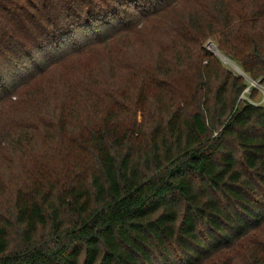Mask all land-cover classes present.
Returning a JSON list of instances; mask_svg holds the SVG:
<instances>
[{
    "label": "trees",
    "instance_id": "16d2710c",
    "mask_svg": "<svg viewBox=\"0 0 264 264\" xmlns=\"http://www.w3.org/2000/svg\"><path fill=\"white\" fill-rule=\"evenodd\" d=\"M184 1L0 0V105L31 101L25 116L0 108L2 144L15 149L0 168L37 136L59 145L29 149L37 162L70 153L80 168L38 171L2 204L0 264H264V105L240 98L254 87L204 47L212 37L263 83L264 0L205 3L118 79H98L111 65L86 67L98 48L132 38L131 52L152 27L167 32L162 19ZM76 68L90 79L77 90Z\"/></svg>",
    "mask_w": 264,
    "mask_h": 264
},
{
    "label": "rangeland",
    "instance_id": "374dc122",
    "mask_svg": "<svg viewBox=\"0 0 264 264\" xmlns=\"http://www.w3.org/2000/svg\"><path fill=\"white\" fill-rule=\"evenodd\" d=\"M211 4L212 0H185L182 4V6L175 8L174 11L169 12L166 18L162 19L167 25L168 31H161L159 26L152 27V30L154 32L149 35L150 43H141V42H135L131 47L132 51L129 52V48H124L125 46H128L131 44L132 38L127 44H116L117 46L114 47H101L98 51L95 50L94 54L90 57L88 60L86 67H88L89 62L90 65L93 66L95 71L97 72L103 67L112 66V70L109 72L103 73L98 79H101L102 82H109L115 79L120 78L118 68L121 67V65L125 63H131V62H144L145 64L151 63L153 60H155L156 55L158 51L160 50V46L163 44L164 41L167 40V38L170 36V24L174 21H181L185 24H187V21L190 20L192 17V13L195 12L199 8H204L203 6L206 4ZM213 39L212 37H208L204 41V47L210 50L214 55L218 56L225 67V69L229 70L232 74L235 75H242L248 83H250L251 86L254 87V91L250 90V87L247 86L242 94L240 95V98L242 99H248L256 104L264 105V82L259 83V81L256 84L253 83V81L246 75H243L241 72H239L236 69V62L231 60L227 55L223 54L222 52H216L214 49ZM218 51V50H217ZM226 57V59L222 58ZM238 66V65H237ZM187 69L189 71V74L195 70V63L190 62L187 64V67H184L183 70ZM182 70V71H183ZM84 71L85 75H82L80 72ZM79 72V69L76 68L75 74H74V80L73 82H77L80 85L76 87V90L83 86L85 82H87L88 79V68L82 69ZM222 77L225 76V73H221ZM54 78V77H52ZM222 79V78H221ZM219 82V80H217ZM119 85V83H118ZM133 94H135V91H133ZM60 94H66V88H63L61 91H58L55 95ZM54 95V97H55ZM32 100V99H31ZM134 101V100H133ZM4 104L0 105V108H3V110L8 112H18L19 114L27 115L28 111L30 109V100H25L24 102L21 99H17L16 97H7L6 100L3 101ZM32 103H35L32 100ZM125 106H129L131 103L130 101L125 102ZM38 104V103H37ZM79 112V117H85L86 115L90 114V109L86 106L83 107H77ZM90 112V113H89ZM11 120L8 121L10 123ZM137 121L139 124L142 122L144 123L146 121V118L144 117L142 112H139ZM7 123V124H8ZM4 124V119L2 116H0V127ZM4 130L0 134V149H3L0 151V159L3 155L8 154L10 151H14L15 149H11L10 146L5 147L2 142L4 141L2 139V135L4 134ZM15 132H12L11 135L13 137ZM50 143H47L43 136H37L35 137L31 145L28 146V148L32 151H56L59 145H57V142H55V139L53 137H50ZM5 145H8V143L5 140ZM29 149H26L27 156L21 157V155H15L13 158H9L11 160V169L4 172L3 167L0 168V173H2L3 177L6 179L4 182L3 191L0 193V210L2 209L1 206L9 207L12 204L13 198H15V195L17 193L18 188L21 186L25 187V190L27 187L32 186L33 181H37V183L41 182V177L35 178L32 177L33 174H36L38 171L41 172H48L50 168L55 167L59 173L63 174V171L65 170H71L76 171L77 169L80 170V168H74L73 164L77 160V158H73L72 156H69V154L64 155V160L60 161L56 157L54 159H47L48 163L42 162L39 163L35 160V157L37 155H34L29 151ZM2 160H0L1 162ZM77 170V171H78ZM10 176H15L14 178H9ZM7 182V184H6ZM24 190V191H25ZM26 191H29L28 189ZM4 192V193H3Z\"/></svg>",
    "mask_w": 264,
    "mask_h": 264
},
{
    "label": "water",
    "instance_id": "95a60500",
    "mask_svg": "<svg viewBox=\"0 0 264 264\" xmlns=\"http://www.w3.org/2000/svg\"><path fill=\"white\" fill-rule=\"evenodd\" d=\"M215 48L217 49L216 46H215ZM216 49H215V51H216V52H219V51H217ZM222 58L226 59V57H222ZM235 67H236V69H237L239 72H241L243 75H245V74L243 73V71L239 68V66L236 65ZM253 83L256 84L257 82L253 81ZM259 83H260V81H259Z\"/></svg>",
    "mask_w": 264,
    "mask_h": 264
},
{
    "label": "bare ground",
    "instance_id": "6f19581e",
    "mask_svg": "<svg viewBox=\"0 0 264 264\" xmlns=\"http://www.w3.org/2000/svg\"><path fill=\"white\" fill-rule=\"evenodd\" d=\"M214 49H216V48H215V45H214ZM216 50H217V49H216Z\"/></svg>",
    "mask_w": 264,
    "mask_h": 264
}]
</instances>
